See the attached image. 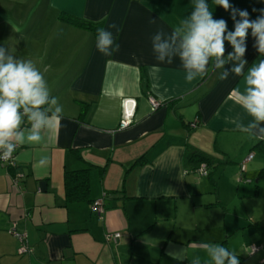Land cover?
I'll list each match as a JSON object with an SVG mask.
<instances>
[{
	"label": "crops",
	"instance_id": "1",
	"mask_svg": "<svg viewBox=\"0 0 264 264\" xmlns=\"http://www.w3.org/2000/svg\"><path fill=\"white\" fill-rule=\"evenodd\" d=\"M207 2L214 19L233 31L231 13ZM230 3L251 20L264 9V0ZM192 8V0H0V46L32 60L63 108L40 145L18 147L13 166L0 163V264H193L197 256L185 251H206L210 242L243 255L246 264H264V220L240 225L211 211L227 205L213 172L223 167L235 174L232 165L244 162L259 140L257 129L237 128L252 119L234 102L244 76L231 73L235 62L229 61L220 69L210 64L206 76L189 82L178 55L160 64L152 49V37L158 31L170 37ZM62 13L93 28L65 22ZM112 23L120 29H111L120 49L104 56L96 48L97 29ZM245 45L246 75L264 56L251 30ZM232 51L225 41V60ZM225 70L229 77L220 80ZM150 96L162 105L153 109ZM122 118L130 121L125 128ZM187 145L211 157L205 182L196 175L201 163L186 160ZM44 156L49 162L42 168ZM86 167V197L68 200L65 171ZM207 182L215 200L202 198ZM97 199L101 214L91 209ZM185 206L202 209L195 227L180 217ZM14 225L26 233L30 253H18L20 243L9 231ZM239 226L242 239L234 237ZM107 232L120 237L106 241ZM249 245L261 248L247 254Z\"/></svg>",
	"mask_w": 264,
	"mask_h": 264
},
{
	"label": "clouds",
	"instance_id": "2",
	"mask_svg": "<svg viewBox=\"0 0 264 264\" xmlns=\"http://www.w3.org/2000/svg\"><path fill=\"white\" fill-rule=\"evenodd\" d=\"M192 3L190 14L182 20L181 26L173 29L170 37L165 38L161 31L152 37L156 61L171 64L172 57L178 55L189 82L206 76L210 64L220 69L226 62H235L230 71L235 76H244L245 88L235 90L234 102L252 118L247 126L238 124L237 128L257 129L258 138L264 140V59L249 67L246 75L244 71L249 30L256 39L258 53L264 56V9L259 10L261 15L256 20H251L247 10L235 8L230 0H212L215 6L231 13L234 30L229 31L226 20L214 19L207 0H192ZM111 29L120 31L115 23L97 29L96 48L104 56H112L120 49ZM225 41L233 49L227 60L224 59ZM228 77L229 71L225 70L219 79ZM62 114V106L33 61L16 59L0 46V159L11 158L16 149L25 144L40 145L44 140L43 131L51 129L53 120L59 122ZM25 119L29 122L27 129L23 127ZM48 162V156L39 161L42 168ZM206 251L212 264H240L239 257L223 245H207ZM193 264L200 262L194 260Z\"/></svg>",
	"mask_w": 264,
	"mask_h": 264
},
{
	"label": "rangeland",
	"instance_id": "3",
	"mask_svg": "<svg viewBox=\"0 0 264 264\" xmlns=\"http://www.w3.org/2000/svg\"><path fill=\"white\" fill-rule=\"evenodd\" d=\"M253 154L255 158L250 163H244L241 159L238 161V165L235 163L232 165L234 166L233 168H238L236 169L237 171L235 174L234 172H229V170H222L223 167L217 168L216 172H213V178L218 183V193L220 195V199H223V203L227 204L225 206L226 210L225 208H221V206L217 205L216 209H211L215 215H219L220 219L226 213L227 218L232 219L235 222L239 221L240 225L243 224L244 221L250 222L252 225L258 221L264 220V172H261L264 170L262 169L264 168V151L254 149ZM224 168H229V166L227 165ZM196 173L198 178L202 179L204 182L206 181L205 177H201L203 175L198 172ZM241 173H243V176H241ZM207 185L209 190L202 192V198L209 197L208 200H215L214 187L210 184V182H207ZM201 210L202 209L200 207L195 210H191L188 206H185L180 212V217L183 219V222L191 223L190 225L195 227L194 225L196 224V220L199 219L201 215ZM212 212H209L212 216L211 221L220 223V220L218 221L219 218L216 220V217L212 214ZM204 216L205 215L201 216V220H203ZM250 218L252 219L249 221ZM163 222L168 221L158 220V223L160 224H163ZM241 227L242 226H239V230L234 233L235 235L233 234L235 238L242 239L243 236H245V232L244 230H241ZM216 244H219V242ZM207 245H213V242H210ZM237 249H241L238 243ZM245 251L249 254L248 247ZM185 252L190 256H197V259L201 262L200 264H207L211 260L210 256L207 255V251H199V253H197L194 249ZM181 254L182 252L180 255Z\"/></svg>",
	"mask_w": 264,
	"mask_h": 264
},
{
	"label": "trees",
	"instance_id": "4",
	"mask_svg": "<svg viewBox=\"0 0 264 264\" xmlns=\"http://www.w3.org/2000/svg\"><path fill=\"white\" fill-rule=\"evenodd\" d=\"M59 18L65 22L74 24L79 27L89 28V29L93 28V25L91 23L82 21L78 18L67 16L66 14H63V13L60 14ZM162 103L163 101H160L159 105H162ZM192 124L196 126L198 124V121L195 120L192 123L191 122L189 123L191 127H193ZM252 149H260L264 151V140L259 139L255 144H253ZM185 156H186V160L196 163V165H198L199 163H204L206 165V169L208 168L207 165L209 164V160L211 163V157L209 155L205 154L204 152L200 150L193 149L189 145H187ZM140 163H142L141 158L135 161L134 165L140 164ZM88 171H89L88 167L77 169V170L65 171L64 184H65L66 195H67L68 200H80L86 197L87 190H88V178H87ZM261 172H264V170H262ZM242 176H243V173H242ZM233 253L239 257L240 264H246V260L243 255L235 253V252Z\"/></svg>",
	"mask_w": 264,
	"mask_h": 264
},
{
	"label": "built area",
	"instance_id": "5",
	"mask_svg": "<svg viewBox=\"0 0 264 264\" xmlns=\"http://www.w3.org/2000/svg\"><path fill=\"white\" fill-rule=\"evenodd\" d=\"M149 102L152 106L153 109L157 108L159 106V100H157L156 98H154L153 96L149 97ZM130 124V121L127 120L126 118H122L119 122V127L120 128H125ZM193 125V124H192ZM194 126V125H193ZM14 156L15 153L13 154V156L9 159H0V163L2 165H6V166H13L14 165ZM253 157V153H249L245 159H244V163L246 161L251 160ZM197 171L199 174L201 175H205L207 172L206 169V165L204 163H201L197 168ZM15 184V182H14ZM91 209L94 212H97L98 214H101L103 209H102V201L101 199H97L94 200L91 204ZM10 233L12 235H14L16 237V239L19 241L20 246L18 248V253L20 254H24V253H30L32 251V248L29 246L28 242H27V235L24 231H19L16 229L15 225L12 226V228H10ZM120 237V233L119 232H107L104 236L106 241H112V242H116L117 239ZM261 248V246H257V245H252L251 247H249V253H255L256 251H258ZM262 262H264V258H262Z\"/></svg>",
	"mask_w": 264,
	"mask_h": 264
}]
</instances>
